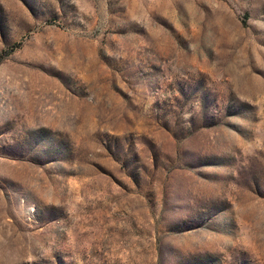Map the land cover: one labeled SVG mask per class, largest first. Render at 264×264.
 <instances>
[{
	"label": "rangeland",
	"instance_id": "obj_1",
	"mask_svg": "<svg viewBox=\"0 0 264 264\" xmlns=\"http://www.w3.org/2000/svg\"><path fill=\"white\" fill-rule=\"evenodd\" d=\"M0 264H264V0H0Z\"/></svg>",
	"mask_w": 264,
	"mask_h": 264
}]
</instances>
